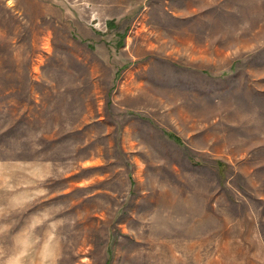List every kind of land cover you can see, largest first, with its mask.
Instances as JSON below:
<instances>
[{"label": "rangeland", "instance_id": "1", "mask_svg": "<svg viewBox=\"0 0 264 264\" xmlns=\"http://www.w3.org/2000/svg\"><path fill=\"white\" fill-rule=\"evenodd\" d=\"M0 264H264V0H0Z\"/></svg>", "mask_w": 264, "mask_h": 264}, {"label": "trees", "instance_id": "2", "mask_svg": "<svg viewBox=\"0 0 264 264\" xmlns=\"http://www.w3.org/2000/svg\"><path fill=\"white\" fill-rule=\"evenodd\" d=\"M170 136H171L172 138H174L178 143H181V139H180L178 136H176V135H174V134H170Z\"/></svg>", "mask_w": 264, "mask_h": 264}]
</instances>
